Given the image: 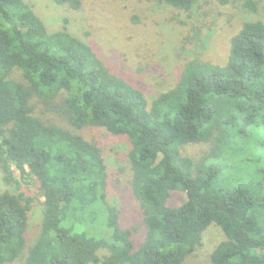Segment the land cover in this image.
I'll return each instance as SVG.
<instances>
[{
	"label": "trees",
	"instance_id": "1",
	"mask_svg": "<svg viewBox=\"0 0 264 264\" xmlns=\"http://www.w3.org/2000/svg\"><path fill=\"white\" fill-rule=\"evenodd\" d=\"M51 1L81 8L79 0ZM159 1L188 13L203 0ZM245 7L257 12L250 0ZM15 70L26 86L12 78ZM34 96L72 128L129 139L133 193L147 229L139 248L109 201L102 150L37 118ZM257 130L264 131V22L243 25L226 65L190 61L176 87L150 102L113 75L67 19L54 31L27 0H0V170L8 185L34 183L44 198L40 235L29 247L36 199L0 191V264H184L213 226L225 236L213 264H264V177L259 191H250L249 179L220 182L226 149ZM204 143L213 149L200 162L182 155L185 146ZM174 192L187 201L169 206ZM102 216L108 238L82 229Z\"/></svg>",
	"mask_w": 264,
	"mask_h": 264
},
{
	"label": "rangeland",
	"instance_id": "2",
	"mask_svg": "<svg viewBox=\"0 0 264 264\" xmlns=\"http://www.w3.org/2000/svg\"><path fill=\"white\" fill-rule=\"evenodd\" d=\"M50 29L61 28L63 19L77 36L85 39L113 75L127 80L140 89L151 102L160 94L178 84L185 66L193 60L226 65L232 38L246 22H264V0H250L257 12L245 7L247 0H203L190 12L161 3L159 0H79L80 10L59 8L51 0H27ZM12 78L27 85L22 73L15 70ZM34 115L50 125L69 129L85 140L97 145L103 152L109 181V201L120 209L124 229L134 232L139 248L146 238V224L140 202L133 193V168L130 161L131 143L127 137L112 135L104 128H72L64 116L46 105L39 97L31 100ZM264 131L246 141L238 140L237 149H226L225 167L220 176L224 186L233 183L256 182L264 177ZM212 144H190L182 155L195 163L208 157ZM16 180L20 176L15 172ZM0 191L19 194L23 192L35 203L29 215L28 246L37 241L42 224L43 202L34 183L11 184L0 170ZM264 192V187H262ZM187 195L174 192L168 202L179 207ZM82 229L94 236L109 237L104 216L99 221L84 222ZM225 236L218 226L210 228L203 246L184 264H213L212 255ZM23 259L16 264H22Z\"/></svg>",
	"mask_w": 264,
	"mask_h": 264
}]
</instances>
